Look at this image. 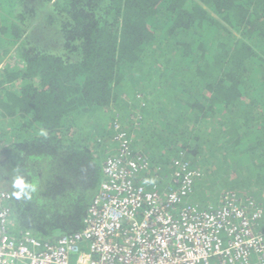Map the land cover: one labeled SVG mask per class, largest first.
<instances>
[{
	"label": "trees",
	"instance_id": "1",
	"mask_svg": "<svg viewBox=\"0 0 264 264\" xmlns=\"http://www.w3.org/2000/svg\"><path fill=\"white\" fill-rule=\"evenodd\" d=\"M117 126L148 160L137 184L175 189L184 163L200 176L182 205L235 194L264 231V0H0L13 236L83 229Z\"/></svg>",
	"mask_w": 264,
	"mask_h": 264
},
{
	"label": "built area",
	"instance_id": "2",
	"mask_svg": "<svg viewBox=\"0 0 264 264\" xmlns=\"http://www.w3.org/2000/svg\"><path fill=\"white\" fill-rule=\"evenodd\" d=\"M117 152L103 165V183L84 227L54 243L30 232L11 234L12 199L0 190V264H264L263 211L235 194L215 209L182 205L200 173L179 164L177 188L161 193L135 182L147 158L118 126ZM241 201V202H240Z\"/></svg>",
	"mask_w": 264,
	"mask_h": 264
},
{
	"label": "rangeland",
	"instance_id": "3",
	"mask_svg": "<svg viewBox=\"0 0 264 264\" xmlns=\"http://www.w3.org/2000/svg\"><path fill=\"white\" fill-rule=\"evenodd\" d=\"M228 197H230L229 195H224V199L226 200V198H228ZM214 199H216L217 201H216V203H220V205L218 204V207H220L222 204L221 203H223V202H221V200H222V198L220 197L219 199L217 198V196H215L214 197ZM211 209H215L214 207L213 208H211Z\"/></svg>",
	"mask_w": 264,
	"mask_h": 264
}]
</instances>
